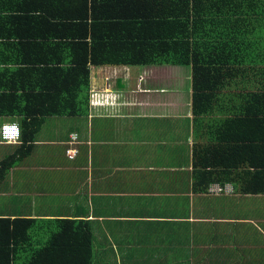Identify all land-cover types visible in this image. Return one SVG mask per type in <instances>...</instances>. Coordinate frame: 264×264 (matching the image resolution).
Segmentation results:
<instances>
[{"label":"crops","instance_id":"crops-1","mask_svg":"<svg viewBox=\"0 0 264 264\" xmlns=\"http://www.w3.org/2000/svg\"><path fill=\"white\" fill-rule=\"evenodd\" d=\"M36 1L0 0L8 21L0 31L10 33L0 39L9 113L0 116V162L29 152L0 180V214L88 222L94 264H126L133 253L138 264H264V195L243 194L245 167L229 170L228 155L213 159L206 149L228 143L224 121L240 113L239 96L250 90L245 73L227 76L222 102L196 116L191 67L92 66L86 114L47 117L33 140L2 142L4 123H19L29 138L22 115L41 113L24 99L20 83L30 78L17 66L27 48L22 36L42 31L29 18ZM73 133L79 154L69 160Z\"/></svg>","mask_w":264,"mask_h":264},{"label":"trees","instance_id":"trees-1","mask_svg":"<svg viewBox=\"0 0 264 264\" xmlns=\"http://www.w3.org/2000/svg\"><path fill=\"white\" fill-rule=\"evenodd\" d=\"M36 2L37 14L29 18L42 31L31 38L22 36L27 48L17 66L18 72L30 78L20 83L28 96L24 99L31 100L41 113L22 115V127H31L29 138L21 136L24 142L34 139L47 117L88 112L92 66L191 67L196 116L209 114L222 102L220 94L229 85L227 76L245 73L242 84L250 90L239 96L240 113L224 121L232 129L228 143L206 149L213 159L221 153L228 155L225 167L229 170L245 167L246 178H240L239 185L243 194L264 195V0ZM5 21L0 18V25ZM9 37L10 33L0 31V39ZM5 92L0 82V116L9 114L2 106ZM28 153H16L0 162V180ZM210 165L218 166L217 162ZM226 180L232 182V176ZM94 261L88 222L12 219L0 214V264Z\"/></svg>","mask_w":264,"mask_h":264},{"label":"built area","instance_id":"built-area-1","mask_svg":"<svg viewBox=\"0 0 264 264\" xmlns=\"http://www.w3.org/2000/svg\"><path fill=\"white\" fill-rule=\"evenodd\" d=\"M1 138L4 143L16 144L21 140V128L16 122H8L2 125ZM79 136L77 133L71 134V139L66 149V156L69 160H74L78 154ZM220 188H218V191Z\"/></svg>","mask_w":264,"mask_h":264},{"label":"rangeland","instance_id":"rangeland-1","mask_svg":"<svg viewBox=\"0 0 264 264\" xmlns=\"http://www.w3.org/2000/svg\"><path fill=\"white\" fill-rule=\"evenodd\" d=\"M183 67L184 68H189L188 66H183ZM43 237H44V239H46V235H44ZM95 250H96L95 253H98V248L97 247H95ZM99 253H101V252L99 251ZM129 255L130 256L127 257V260H131V261L126 262V264H138L137 261H139V262L141 261L140 258H139V256L137 254H134L133 253V254H129Z\"/></svg>","mask_w":264,"mask_h":264},{"label":"clouds","instance_id":"clouds-1","mask_svg":"<svg viewBox=\"0 0 264 264\" xmlns=\"http://www.w3.org/2000/svg\"><path fill=\"white\" fill-rule=\"evenodd\" d=\"M17 123V122H16ZM5 124V123H4ZM19 124V123H18ZM20 125V124H19ZM20 128H21V126H20ZM21 136H22V132H21ZM1 140H2V138H1ZM3 142V141H2ZM20 142H21V140H20ZM19 142V143H20ZM4 143V142H3ZM8 144V143H7ZM16 144H18V143H16Z\"/></svg>","mask_w":264,"mask_h":264}]
</instances>
